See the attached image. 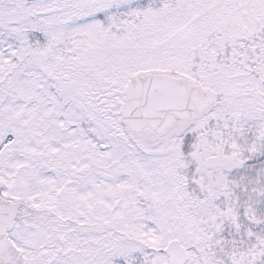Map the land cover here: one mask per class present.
<instances>
[{
	"label": "snow or ice",
	"instance_id": "6c2138e0",
	"mask_svg": "<svg viewBox=\"0 0 264 264\" xmlns=\"http://www.w3.org/2000/svg\"><path fill=\"white\" fill-rule=\"evenodd\" d=\"M0 264H264V0H0Z\"/></svg>",
	"mask_w": 264,
	"mask_h": 264
}]
</instances>
